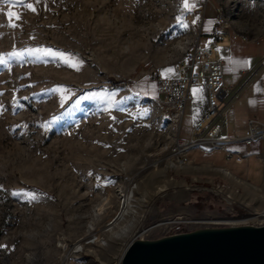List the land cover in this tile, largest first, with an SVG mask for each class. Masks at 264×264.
<instances>
[{
  "label": "rangeland",
  "instance_id": "374dc122",
  "mask_svg": "<svg viewBox=\"0 0 264 264\" xmlns=\"http://www.w3.org/2000/svg\"><path fill=\"white\" fill-rule=\"evenodd\" d=\"M262 3L230 0L223 14L246 27L264 17ZM0 10V264H62L64 256L121 264L135 240L264 226V209H240L223 185L175 188L186 162L173 153L177 129L149 81L168 68L176 77L201 40L196 9L182 0H16ZM36 49L63 53L79 70L29 54Z\"/></svg>",
  "mask_w": 264,
  "mask_h": 264
},
{
  "label": "crops",
  "instance_id": "0c3cea01",
  "mask_svg": "<svg viewBox=\"0 0 264 264\" xmlns=\"http://www.w3.org/2000/svg\"><path fill=\"white\" fill-rule=\"evenodd\" d=\"M206 1L211 4L205 9L206 22L201 46L208 44V36L218 15L217 9L227 6L230 0H189V4L194 10ZM260 5L264 8V3ZM254 9L258 12L257 8ZM256 17L255 24L246 27L229 18L231 32L220 39L219 49L214 54V60L224 64L227 89V96L220 104L223 109L220 136L237 141L226 144L225 148L204 147L188 152L183 180L175 187L182 189L187 184L191 187L200 184L223 185L230 191L236 206L247 212L264 209V140L252 145H246L241 140L250 119L257 118L264 123V17L257 14ZM246 61H250V64ZM193 89L202 91L194 96L183 117L179 137L185 140L191 137L192 128L202 122L207 113L206 85L201 83ZM229 154L241 155L243 161L238 162ZM197 202L194 204L204 208L214 205L212 201ZM191 209L196 210L195 207Z\"/></svg>",
  "mask_w": 264,
  "mask_h": 264
},
{
  "label": "built area",
  "instance_id": "2783aa9c",
  "mask_svg": "<svg viewBox=\"0 0 264 264\" xmlns=\"http://www.w3.org/2000/svg\"><path fill=\"white\" fill-rule=\"evenodd\" d=\"M263 2L264 0H258ZM211 4L210 1L199 4V9H196V14L203 17L205 20V9ZM217 17L212 26L211 34L208 36V44L201 46L198 44L192 45L185 52L184 61L178 66L177 76L174 78L164 79L162 76H155L150 79V83L156 86L157 93L163 98L166 105L169 107L171 121L177 129V135L174 139L173 153L183 157L182 162H186V154L195 149L204 147L219 148L224 147L228 143L237 141L236 139L221 138L222 131L221 121L223 117V109H221V101L225 100V69L224 64L220 60H214V54L219 49V41L224 36L230 34L231 25L228 22V17L223 13V9H217ZM237 37H234L236 39ZM204 83L207 87V113L204 120L197 123L192 128V134L189 139L179 137V132L182 126L183 117L187 106L194 101L193 88ZM246 145H252L255 142L264 140V123L257 118L249 120L246 134L241 139ZM231 155V154H229ZM236 161H243L241 155H231ZM218 195H225L224 187L216 189ZM230 200V196H227ZM181 219V218H180ZM187 226L205 227L207 224H213L215 221L210 219H186L181 221ZM217 221L216 223H223ZM189 232V231H182ZM178 232V233H182ZM83 244L75 247V253H81L84 250ZM62 264H70L68 256H64Z\"/></svg>",
  "mask_w": 264,
  "mask_h": 264
},
{
  "label": "water",
  "instance_id": "95a60500",
  "mask_svg": "<svg viewBox=\"0 0 264 264\" xmlns=\"http://www.w3.org/2000/svg\"><path fill=\"white\" fill-rule=\"evenodd\" d=\"M121 264H264V226L204 228L135 240Z\"/></svg>",
  "mask_w": 264,
  "mask_h": 264
},
{
  "label": "snow or ice",
  "instance_id": "6c2138e0",
  "mask_svg": "<svg viewBox=\"0 0 264 264\" xmlns=\"http://www.w3.org/2000/svg\"><path fill=\"white\" fill-rule=\"evenodd\" d=\"M0 2H3V3L8 4L10 6H14L15 3H16V0H0ZM20 2H23V0H20ZM25 6L28 7L30 10L35 11V8L31 4H26ZM182 7L185 10L192 11V6H190L189 0H182ZM0 11H2V10H0ZM7 16L9 17L10 20L12 18H15V19H19L20 18L19 15L17 13H15V12H8ZM181 24H182V26L184 28L188 27V25L184 24L183 22H181ZM12 26L15 27L16 25L13 24ZM41 51H43L46 55H49V56H51L53 58H59L64 63H67L70 66H72V67L76 68L77 70H79L77 64H72L71 61L63 53H57V52H54L53 50H50V49H43V50L36 49V50H29V54L32 55V54H35V53H39ZM21 55H22L21 53H15L14 54V56H16V57H19ZM6 63L7 62L3 58H0V64H6ZM245 63H249L250 64V61H246ZM174 74H175V69L168 68V69H165L164 72L161 73V76L164 79H169L171 77V75H174ZM201 91L202 90H200V89H193V95L197 96L198 93H200ZM93 95H97V94H93ZM44 127H47V125H45Z\"/></svg>",
  "mask_w": 264,
  "mask_h": 264
},
{
  "label": "trees",
  "instance_id": "16d2710c",
  "mask_svg": "<svg viewBox=\"0 0 264 264\" xmlns=\"http://www.w3.org/2000/svg\"><path fill=\"white\" fill-rule=\"evenodd\" d=\"M205 22H206V20L203 22V25H202V28H201L200 37H203V31H204V28H205V27H204ZM157 76H158V75H157ZM111 82L114 83V84H117V83H118V82H116L114 79H111ZM132 86H133V85H132ZM133 88L135 89V87H133ZM142 90H143L144 93H148V89L146 90L145 88H143ZM235 212H236V213H235V216H236V217H242V216L245 215L244 212L239 211V210H236Z\"/></svg>",
  "mask_w": 264,
  "mask_h": 264
},
{
  "label": "bare ground",
  "instance_id": "6f19581e",
  "mask_svg": "<svg viewBox=\"0 0 264 264\" xmlns=\"http://www.w3.org/2000/svg\"><path fill=\"white\" fill-rule=\"evenodd\" d=\"M126 198L125 203H124V207L123 208H129L130 207V202L132 200V196L131 195H126L124 196ZM122 213V212H121ZM262 216V215H261ZM124 217V216H123ZM260 217V216H259ZM264 217V216H262ZM118 221V220H117Z\"/></svg>",
  "mask_w": 264,
  "mask_h": 264
}]
</instances>
